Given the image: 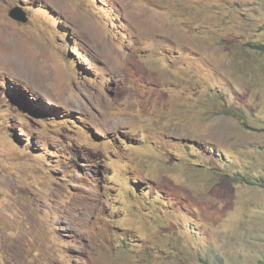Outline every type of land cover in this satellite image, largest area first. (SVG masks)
<instances>
[{
    "label": "rangeland",
    "instance_id": "obj_1",
    "mask_svg": "<svg viewBox=\"0 0 264 264\" xmlns=\"http://www.w3.org/2000/svg\"><path fill=\"white\" fill-rule=\"evenodd\" d=\"M262 45L264 0H0L1 257L264 264Z\"/></svg>",
    "mask_w": 264,
    "mask_h": 264
},
{
    "label": "water",
    "instance_id": "obj_2",
    "mask_svg": "<svg viewBox=\"0 0 264 264\" xmlns=\"http://www.w3.org/2000/svg\"><path fill=\"white\" fill-rule=\"evenodd\" d=\"M10 17L13 18L14 20L22 22V23H27L28 22V18L26 17V14L22 13L17 8L11 10Z\"/></svg>",
    "mask_w": 264,
    "mask_h": 264
},
{
    "label": "trees",
    "instance_id": "obj_3",
    "mask_svg": "<svg viewBox=\"0 0 264 264\" xmlns=\"http://www.w3.org/2000/svg\"><path fill=\"white\" fill-rule=\"evenodd\" d=\"M260 50H261V52L264 53V45L261 46ZM0 259H1L3 262H5L6 264H10L9 261H6V260H4V259L1 257V252H0Z\"/></svg>",
    "mask_w": 264,
    "mask_h": 264
},
{
    "label": "crops",
    "instance_id": "obj_4",
    "mask_svg": "<svg viewBox=\"0 0 264 264\" xmlns=\"http://www.w3.org/2000/svg\"><path fill=\"white\" fill-rule=\"evenodd\" d=\"M0 264H4L3 262H1V260H0Z\"/></svg>",
    "mask_w": 264,
    "mask_h": 264
}]
</instances>
